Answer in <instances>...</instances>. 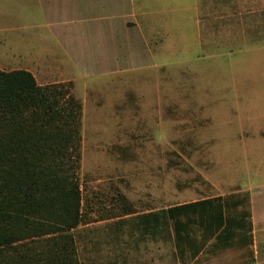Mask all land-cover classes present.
<instances>
[{
	"label": "rangeland",
	"instance_id": "1",
	"mask_svg": "<svg viewBox=\"0 0 264 264\" xmlns=\"http://www.w3.org/2000/svg\"><path fill=\"white\" fill-rule=\"evenodd\" d=\"M102 1L75 24L16 30L44 33L50 47L1 48L14 70L64 85L81 107L83 221L7 246L0 264H264V0H113L104 15ZM56 32L82 46L55 47ZM234 193L250 197L248 248L184 263L139 218ZM38 213L13 229H34Z\"/></svg>",
	"mask_w": 264,
	"mask_h": 264
},
{
	"label": "trees",
	"instance_id": "2",
	"mask_svg": "<svg viewBox=\"0 0 264 264\" xmlns=\"http://www.w3.org/2000/svg\"><path fill=\"white\" fill-rule=\"evenodd\" d=\"M80 114L79 103L64 85L41 86L30 71L0 67V253L21 241L72 230L83 221L82 193L73 170ZM45 210L46 219L34 229H13L18 216ZM139 218L144 230H160L172 240L184 263L205 251L253 243L248 193L177 204Z\"/></svg>",
	"mask_w": 264,
	"mask_h": 264
},
{
	"label": "crops",
	"instance_id": "3",
	"mask_svg": "<svg viewBox=\"0 0 264 264\" xmlns=\"http://www.w3.org/2000/svg\"><path fill=\"white\" fill-rule=\"evenodd\" d=\"M1 1V17H0V66L3 70H14L10 67L7 59L2 55V47H15V40L19 42L22 47H50V44H46V35L44 33H22L17 34V29H29V28H39L41 26L50 27L52 25H67L75 24L80 22L84 15H90L91 8H93V13H95L97 7V0H0ZM7 5L12 6V10L7 7ZM102 15L109 11H114V2L109 4L108 0L102 1ZM111 12L112 19L114 14ZM99 14V12H98ZM96 15V14H95ZM11 17V21L7 17ZM131 15L121 16L120 23ZM136 17V14H134ZM15 18H17V23H15ZM19 22L23 25L18 26ZM116 30V29H115ZM57 40L55 47H78L81 44L75 43H64V35L61 33H54L53 35ZM112 47L117 46L112 44ZM4 58V59H3ZM28 70H31L27 68ZM32 71V70H31ZM253 222V219H252ZM254 227V225H253ZM254 232V229H253ZM27 241V240H25ZM25 241L18 242L23 243ZM254 243V234H253ZM252 243V245H253ZM196 258L197 259L200 255Z\"/></svg>",
	"mask_w": 264,
	"mask_h": 264
}]
</instances>
